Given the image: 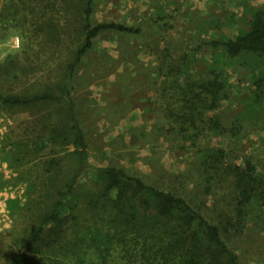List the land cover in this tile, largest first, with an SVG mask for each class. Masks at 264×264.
Listing matches in <instances>:
<instances>
[{
  "label": "rangeland",
  "instance_id": "374dc122",
  "mask_svg": "<svg viewBox=\"0 0 264 264\" xmlns=\"http://www.w3.org/2000/svg\"><path fill=\"white\" fill-rule=\"evenodd\" d=\"M23 1L0 0L4 94L41 91L62 81L80 38L75 11L66 10L64 0ZM262 8L264 0H98L95 21L139 25L143 32L101 34L77 72L74 97L91 165L75 193L92 187L96 168L107 165L168 188L178 172L196 177L202 147H223L229 159L242 164L250 158L264 172V94L261 101L254 96L264 59L255 53L230 58L213 44L247 27L252 12ZM164 57L188 58L197 76L223 72L228 98L219 114L227 133L210 131L198 147L175 134L161 95ZM62 120L60 107H8L0 102V264L11 262L56 190L75 171L73 146H63L51 132ZM215 191L213 198L225 206L228 190ZM82 203L86 201L75 212L78 219L44 250L49 264L157 263L153 244L143 250L129 243H135L131 235H107L105 214L94 215ZM249 218L248 225L239 232L233 229L227 238L242 264H264V206Z\"/></svg>",
  "mask_w": 264,
  "mask_h": 264
},
{
  "label": "trees",
  "instance_id": "16d2710c",
  "mask_svg": "<svg viewBox=\"0 0 264 264\" xmlns=\"http://www.w3.org/2000/svg\"><path fill=\"white\" fill-rule=\"evenodd\" d=\"M64 1L66 10L75 11L80 38L65 63L63 80L32 93H0V102L8 107L38 104L60 107L63 120L51 132L56 133L63 146H73L76 167L70 180L56 190L38 226L9 264H49L44 250L59 242L64 227L78 219L75 212L84 200L86 203L82 204L94 215H99V211L105 214L107 235L111 232L131 235L136 244L129 243L141 245L143 250L144 245L153 244L156 264H242L227 236L233 229L239 232L248 225L249 217L264 206V172L250 158L241 164L229 159L223 147L199 148L196 177L178 172L171 176L173 185L168 188L151 184L121 167L99 166L94 185L81 195L75 193L91 165L74 97L77 72L101 34L141 35L143 28L115 20L95 21L98 0ZM213 44L230 58L255 53L264 59V8L252 12L247 27ZM262 64L255 76L254 96L258 101L264 94V61ZM159 70L166 78L161 94L167 99L165 110L178 137L198 147L204 134L229 131L219 114L228 98L222 71L215 69L209 72L211 75L197 76L186 57L179 60L164 57ZM216 189L228 190L224 195L225 206L219 198H213Z\"/></svg>",
  "mask_w": 264,
  "mask_h": 264
},
{
  "label": "built area",
  "instance_id": "2783aa9c",
  "mask_svg": "<svg viewBox=\"0 0 264 264\" xmlns=\"http://www.w3.org/2000/svg\"><path fill=\"white\" fill-rule=\"evenodd\" d=\"M16 43L19 44V38L16 39Z\"/></svg>",
  "mask_w": 264,
  "mask_h": 264
}]
</instances>
